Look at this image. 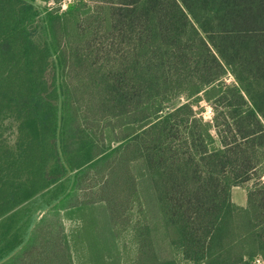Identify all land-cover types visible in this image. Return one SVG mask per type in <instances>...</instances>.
Masks as SVG:
<instances>
[{"label":"trees","instance_id":"trees-1","mask_svg":"<svg viewBox=\"0 0 264 264\" xmlns=\"http://www.w3.org/2000/svg\"><path fill=\"white\" fill-rule=\"evenodd\" d=\"M99 202L132 264L264 261V0H0V264Z\"/></svg>","mask_w":264,"mask_h":264},{"label":"rangeland","instance_id":"rangeland-1","mask_svg":"<svg viewBox=\"0 0 264 264\" xmlns=\"http://www.w3.org/2000/svg\"><path fill=\"white\" fill-rule=\"evenodd\" d=\"M70 1L72 0H68ZM64 5L66 7L67 3ZM231 81L232 77L228 76V82ZM184 101L183 97L176 99L167 105V110ZM202 113L206 119H210L212 114L208 105ZM248 185L231 189L232 201L240 207L247 206ZM61 216L70 239L75 264L133 263L137 255L133 233L131 230H122L121 234H117L112 229L105 203H94L70 212L63 211Z\"/></svg>","mask_w":264,"mask_h":264},{"label":"built area","instance_id":"built-area-1","mask_svg":"<svg viewBox=\"0 0 264 264\" xmlns=\"http://www.w3.org/2000/svg\"><path fill=\"white\" fill-rule=\"evenodd\" d=\"M257 261L261 264H264V261H261L260 259H258Z\"/></svg>","mask_w":264,"mask_h":264}]
</instances>
